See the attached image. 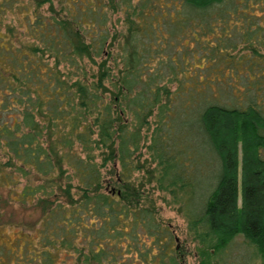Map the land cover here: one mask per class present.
I'll list each match as a JSON object with an SVG mask.
<instances>
[{"label":"trees","instance_id":"trees-1","mask_svg":"<svg viewBox=\"0 0 264 264\" xmlns=\"http://www.w3.org/2000/svg\"><path fill=\"white\" fill-rule=\"evenodd\" d=\"M130 1L0 0V187L8 189L5 198L0 192V203L10 200L41 207L38 224L23 225L21 230L29 231L23 237L18 235L14 246L0 244V264H57L64 258L61 248L74 245L79 234L93 243L100 264L101 251L107 255L105 264H117V257L123 259L124 252L117 246L104 248L100 236L112 238L110 229L117 230L120 223L124 230L137 231L133 245L140 261L136 264L185 262L189 253L187 240L179 243L172 234L171 223L162 221L153 208L144 205L143 189L132 177L139 164L128 159L118 169L112 163L113 153L104 155L102 160L96 153L102 147H111L114 143L109 142L117 136L112 112L104 109L108 99L100 91L108 84L117 87L109 58L120 31L115 23H110V14L121 11L127 30L145 29L151 22L148 18L131 17L126 9ZM14 13L18 21L13 22L8 17ZM250 25V21H245L236 28L242 52L234 58L226 53L221 59L227 63L232 80L221 79L227 83V94L235 104L264 95V37L260 35L264 25L260 21L251 29ZM86 61L96 67L91 77L86 75ZM61 63L70 66L67 73L62 71ZM80 88L88 90L89 97L80 99ZM207 111L213 119L212 136L224 173L208 199L210 208L206 214L192 216L185 212L187 232L194 238L201 237L202 225L208 227L209 239L201 237L199 254L206 248L220 247L224 240L241 233L252 240L260 257H264V206L260 204L264 159L256 162L260 165L258 170L248 172L237 205L236 142L246 131L250 114L243 108L227 110L215 103L207 108L206 117ZM23 126L33 136L32 142L14 148L16 143L12 140L20 136ZM222 131H227L233 142L221 135ZM91 134L98 137L96 145ZM65 143L75 146L72 155L63 148ZM102 150L100 154L108 152ZM66 162L74 164L72 173L67 172ZM162 171L157 182L160 189L173 195L176 189L183 190L186 182L176 186L168 183L161 176ZM31 173L42 181L21 183V178ZM91 206L103 218L92 225L90 219H84ZM74 218V222L78 220L75 224ZM110 219L113 221L109 223ZM144 234L150 241L142 238Z\"/></svg>","mask_w":264,"mask_h":264},{"label":"rangeland","instance_id":"rangeland-1","mask_svg":"<svg viewBox=\"0 0 264 264\" xmlns=\"http://www.w3.org/2000/svg\"><path fill=\"white\" fill-rule=\"evenodd\" d=\"M126 9L131 17H144L151 22L145 29L127 30L121 11L110 14V23H115V28L122 34L115 39L109 58L117 87L108 84L100 91L108 99L104 109L112 112L117 136L109 142L114 143L111 147L96 150L98 159L113 153L112 163L118 169L128 159L139 164L140 168L133 171L132 177L143 189L144 205L153 208L162 221L171 223L172 234L179 243L187 240L185 245L189 253L184 264H264V257H260L256 245L241 233L224 240L220 247L206 248L199 254V240L201 237L209 239V229L202 225L201 237L190 236L185 215V212L192 216L206 214L210 208L208 199L224 173L221 155L212 136L213 119L209 111L205 116L210 104H218L227 110L243 108L250 114L245 123L246 131L236 142L237 205L248 172L258 170L260 165L256 162L264 159V95L235 104L227 94V83L221 79L232 80L222 56L227 53L234 58L242 52L240 33L236 28H241L245 21L251 22L250 29L257 21L264 25V0H131ZM153 13H157L156 16ZM16 15L10 14L8 19L18 21ZM192 30L196 33H191ZM260 35L264 37V26ZM60 67L66 73L70 70L67 63H61ZM85 67L86 75L91 77L95 65L86 61ZM77 95L84 99L89 97V91L80 88ZM19 135L12 140L14 145L16 143L14 148L17 144L32 142L33 136L25 131V126ZM221 135L233 142L227 131H222ZM96 138V134H91L94 145ZM63 148L71 155L76 150L72 143H65ZM102 149L108 152L100 154ZM66 163L67 172L72 173L74 164ZM110 163L107 162L106 167ZM161 171L168 183L174 182L176 186L186 182L183 190L175 188L173 195L160 189L157 182ZM30 175L22 177L21 183L42 181L35 179L33 173ZM0 192L4 198L8 195L6 187H0ZM261 193L260 204L264 206V191ZM87 213L84 219H90V225L103 220L93 206ZM40 215L38 205L1 201L0 244L14 246L18 235L23 237L29 231V228L25 232L21 230L23 225L36 226ZM112 221L108 220L109 223ZM117 227V230L110 229L112 238L106 234L100 236L101 244L104 248L117 246L124 252L123 259L117 257V264H136L140 261L133 245L137 231L129 228L125 231L121 223ZM142 238L150 241L148 234ZM73 244L61 248L60 252L65 255L62 254L64 258L57 264H100L95 256L99 252H95L93 243L83 240L82 234ZM101 252L100 260L105 264L107 255Z\"/></svg>","mask_w":264,"mask_h":264}]
</instances>
